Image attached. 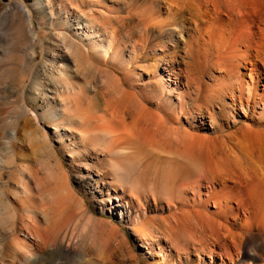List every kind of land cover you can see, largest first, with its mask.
Masks as SVG:
<instances>
[{
    "label": "rangeland",
    "instance_id": "1",
    "mask_svg": "<svg viewBox=\"0 0 264 264\" xmlns=\"http://www.w3.org/2000/svg\"><path fill=\"white\" fill-rule=\"evenodd\" d=\"M94 1H84L83 4H79L78 10L85 11L87 9V12H85L91 13L89 10L91 11L93 8L92 13L100 19L103 17L100 13H103L104 17L102 21L99 20V23H104L105 16L110 18L112 27L109 34H111V38L122 41L128 49L131 45L135 46L137 59L132 63L134 73H128L121 69L120 67H124L125 64L116 59L108 61V57L95 56V54L91 56L72 51L70 61L78 67L79 72L77 75H75V72L72 73L73 75L69 78L73 80L74 84L83 87L80 94L72 95L74 97L69 96L72 104L68 106L67 110L59 107V101L53 104L50 100H46L44 96L47 91L43 89V86L36 85L32 89H26L23 86L12 85L11 77L7 76L6 80L9 79L12 83L6 82L5 79V82H3L2 79L0 89L3 86L4 89L0 90V128L2 127L0 129V204L3 205L10 201L15 203L16 206L12 212L7 213L6 211L3 215H0V264H169L168 257H165L163 262V258L153 256L159 251L156 246L157 243H161L160 246L166 249L165 256L168 255L173 258L171 254L175 257L178 253L179 255L187 253L190 255V263L188 264H198L196 257H193V251L198 250L206 256L210 249L208 244H211L212 240H210L208 229L204 226L206 224H199L200 220H196L198 217L194 216L195 213L192 214V211L200 208V211L210 215L213 209L210 205L199 207L197 200L195 205H191L192 188L194 189L200 183L199 174L196 173L200 172L199 168L207 156L213 159L221 152L220 143H217L216 139L219 141L221 134V138H223L227 132L228 134L235 132L241 122L223 132H204L195 127L192 119H189L196 116L195 113L199 111L197 110L198 103L194 102V104L186 95L187 109L181 110L175 103L176 93L171 92L172 87L169 88L170 92L163 91L159 93L157 91L155 83L158 80L157 71L154 68L151 69L148 65L152 62L153 55L157 56L155 54H158L157 52L154 53L158 43V39L155 37L157 26L151 28V24L149 25L147 21L149 18H153L154 22L158 23L166 19L165 14L156 11L157 8H162L161 0H120L119 2L113 0L116 5H113L109 12H106L104 8L106 6L111 7L109 1ZM60 2L61 0H52L54 8H56L55 4ZM62 2L64 3V1ZM117 14L123 17L122 23L116 24L115 17ZM57 15L56 8L54 16L57 17ZM137 16L138 18H136ZM38 18H35L36 21L33 20V25L38 23V26L37 24L35 26L39 27V31L34 27L38 32H36L38 39L36 44L40 46L38 45V48L36 45L32 48L23 47L21 50L12 49L2 57L4 60L12 59L14 66H16L15 63L17 64V72L20 70L18 73L23 79L27 76L29 78L32 75L34 76L38 66L42 61L44 62L43 58L46 57L45 52L47 49H53L56 53L62 48L59 47L60 44L63 46L70 45V38L58 32L57 25L50 26L42 17ZM143 21L145 24H143ZM168 22H170L168 19L165 20V23ZM41 28L45 29V32ZM91 30L94 33L99 31L98 35L102 34L99 25H94ZM3 32L5 34L0 33V49L6 50L9 34ZM33 52H35V56H31ZM168 52L170 53L167 57L175 59V52L171 48ZM20 62H23V64ZM185 62L189 66V72L182 71L181 75L188 77V74L194 73L199 76L200 70L198 71L193 64L190 55L187 56ZM92 63L95 65L93 66ZM52 76L57 78V75L53 73ZM29 78L24 81H28ZM165 78L166 75L164 80ZM61 79L63 80L64 77L58 80L61 81ZM43 80L45 79H40L41 84L44 82ZM137 105L144 109L137 107ZM102 106L106 108L103 109ZM130 107L132 110L129 109ZM135 107L142 110V116L144 117L142 120H148L147 122L151 120L154 126H157V122L159 123L161 129L157 126L155 134L158 133L151 138L156 141L153 140L155 142L153 145L156 146L152 145L153 142H149V138V141L146 142L145 140V142L148 145L151 143L153 148L150 145V149L152 148L153 151L147 145L144 146L146 151L144 149H142L143 151H137L136 144V146L133 143L123 144L124 146L121 144L122 147L120 146L118 150L120 148H126V150L121 149L120 152V150L115 149L116 154L119 156L114 157L113 152L108 151L113 147L110 146V141H108L111 140L109 139L111 136L106 134L102 128H99V125L100 127L101 124L108 126L109 122L115 125L119 119L129 124L132 119L129 117L130 114H127V110L137 112L139 109L135 110ZM43 108L48 111L57 109L62 117L56 119V121L44 123L39 120L37 113V110ZM77 108L80 110H77ZM200 110L204 109L201 107ZM91 113L93 115L90 116ZM80 114L81 116L85 114L86 120L83 116L82 118L79 117ZM94 114H97L95 120ZM55 123L57 124L56 128L50 127ZM12 130L16 132L14 138H10L9 135ZM78 132L82 134L79 135ZM184 143L186 145L189 143L188 147L191 146L190 151L182 150L181 145L184 146ZM129 145H133L134 148ZM154 149L157 151H154ZM162 150L166 153H163ZM134 153L142 154L138 157L137 163L134 159L136 156ZM114 158L116 159L114 160ZM119 158L120 161H117ZM129 160L130 162L134 161L129 163ZM191 163L192 165H189ZM118 167L122 170L119 171ZM95 171L106 172L108 176L103 175L104 179L109 180V178H112L114 184L109 186L108 193L99 191L102 185L100 182H96L97 177L93 175ZM187 177L189 178L188 181H186ZM191 178L195 179H193L194 182ZM192 182L193 184L196 183L194 187ZM167 184L169 185L167 186ZM15 186L16 189H14ZM163 189H168L166 195L170 193L173 198L167 196V198H170L166 199ZM160 191L161 193H159ZM151 193L157 200L156 204H161L159 208H156ZM116 195H124L127 200L132 201L128 211L122 208V215L119 213L120 207H117L118 202L113 199ZM201 198L203 200V196ZM163 200H168L169 203ZM165 203L169 204L171 209H168ZM1 207L7 210L5 205ZM175 207H178V209ZM183 207L189 212V216L187 211H183L185 210ZM182 213L183 217H181ZM179 215H181L179 218L181 220L177 218ZM13 216L15 217L12 218ZM142 219L144 220L141 221ZM137 222L139 223L137 224ZM12 223H14V226ZM177 223L178 225H176ZM139 226L144 227V229L143 231L139 230L138 236H135L131 228L134 229ZM203 226L205 233L202 232L203 228L201 227ZM181 229H183L182 233ZM27 232L29 236L25 237L24 235H27ZM142 233L148 235L145 237L151 244L153 251H147L148 246L145 244H143L145 249L140 247L142 240L139 235L142 237ZM251 233L252 235L259 234L257 231ZM149 234L152 238H149ZM14 235H17L18 240L25 239V241L23 240L25 243L21 241L19 243L18 240L16 242ZM199 236L201 238H198ZM18 243L19 246H17ZM182 249L184 250L182 251ZM206 264L208 263L206 262Z\"/></svg>",
    "mask_w": 264,
    "mask_h": 264
},
{
    "label": "bare ground",
    "instance_id": "2",
    "mask_svg": "<svg viewBox=\"0 0 264 264\" xmlns=\"http://www.w3.org/2000/svg\"><path fill=\"white\" fill-rule=\"evenodd\" d=\"M62 1H64V3ZM84 1H90V0H61L60 3L55 4L58 11V15L57 17H55L54 10H56V8H54V3H52V0H0V33L2 32L3 34H5L3 32L5 31L9 34L8 35L9 42L7 41L8 43L6 45L8 46V48L6 50L0 49V71H1L0 86L2 79L3 82H5L4 79L6 80L8 77H11L13 81L12 85H17V87L23 86V88L32 89L36 87V85L43 86L44 87L43 89L47 91L44 96L46 100H50L53 104L56 103V101H59V107L67 110L68 106L69 105L71 106L72 104V100L69 98V96L71 95V97H74L77 95L76 93L80 94L82 92V87H83V86L82 87L78 86V84L77 85L74 84L73 80L69 78L70 76L73 75L72 73L75 72V75H77L79 72L78 67L74 65L72 61H70L71 60L70 56L72 54V51L73 52L75 51L77 53H85L87 55L89 54L91 56L92 55L94 56L95 54V56H100L104 58L108 57V61L116 59L127 65V66L124 65V67L121 66L120 67L121 69H124V71L128 73H134V68H132V63L137 59L135 46L131 45L130 49H128V47L124 45L122 41L115 40L113 37L111 38V34H109L110 33L109 30L112 27L110 18L105 16L104 19L106 20L103 19L104 23L102 24L99 23V20L102 21V18L104 17L103 13H100L101 16H103L100 19L99 17L95 16L96 14L94 15V13H92L93 8L92 9L90 8L91 11L89 10V12L91 13H86L87 9L85 10L86 12L83 10H78L79 4L80 5L83 4ZM107 1L111 3L110 4L111 7H107V6L106 7L103 6V7L106 9V12H109L110 8H112L113 5H116V2H114L113 0H107ZM119 1L120 0H118V2ZM161 1H162V8L159 6L160 8L159 9L157 8L156 11L161 12V14H165L166 16L165 20L168 19L170 22L165 23V20H163L160 22L157 21L158 23H156L154 22L153 18L151 19L149 18V20L147 21L149 22V25L151 24L150 26L151 28L157 26L155 30L156 33L155 37L158 39L157 40L158 43L156 44V50L154 51V53L157 52L158 54H155L157 56L153 55L154 58L152 62L148 64L151 69L154 68L157 71L158 80L157 82H155L156 87L158 89L157 91L159 93H162L163 91H169V88L172 87L173 89L171 90V92L176 93L175 103L181 110L185 109L187 106V101H186L187 96L189 97V100H191V102L193 101V103L194 102L198 103L197 110L199 111L195 113L196 116L189 119H192L193 121L192 123L194 124L195 127H198L204 132H208V131L214 133L217 131L223 132L225 130H228L230 127L235 126L239 122H241V125H239L235 129L236 130L235 132L230 134H228L227 132L226 135L224 134V137L222 136L223 138H221L222 135L221 134L219 137L221 141L220 139L219 141L216 139V142L220 143L219 145L221 152L218 155H216L215 158L213 159L207 156V158L204 160L201 167L199 168L200 172L196 173L195 170V173L199 174L198 177L200 183L197 185V187H195L196 189L192 188L193 193L191 189H190L191 191L189 190L192 193L191 194L192 198L190 200L191 205H195L197 200L199 207L200 206L208 207L210 205L213 211L211 212L210 215H207L208 213L206 214L205 212L203 213L202 211H200V208L199 210L198 208H196L195 210L192 211L193 212L192 214L195 213L194 216L198 217L196 218V220L197 219L198 221L200 220L199 224L202 225L203 223L206 224L204 226H206V228L208 229L210 233V234L208 233L210 235V240H212V243L208 244L210 245L209 247L210 249L206 256L201 254L200 251L194 250L193 257H196L198 264H204V263L206 264V262L208 264H264V0H161ZM117 15L115 17L116 24L122 23L123 17H121V15L118 16ZM140 15L142 16V14ZM34 17L36 19L38 17H42L46 21V23L49 24L50 26L57 25L59 29L58 32H60L61 34H65L70 38V42H69L70 45L63 46L62 44H60L59 47L62 48L58 50V52L56 53L54 52L53 49L50 50L47 49V51L45 52L46 57L43 58L44 62L42 61L40 65L38 64L39 66L37 65L38 68L36 67L37 69L36 72H34L35 73L34 76L32 75L30 78L29 76H27L29 80L24 81L27 78L23 79V77L18 73L20 70L17 72V67H18L17 64L15 63L16 66H14L12 59L4 60L2 57H4L3 55L5 53L10 52L12 49L21 50V48L23 47L32 48L34 47V45H36L38 48L39 44L38 45L36 44L38 40L36 34L37 31L35 29L36 28L38 29L39 27H37L38 23H36L37 26H35L36 24L33 25V20L36 21ZM136 18H138V16ZM38 19L40 20V18ZM143 24H145V22ZM94 25L100 26V32L102 33L101 35H98L99 31L97 33L92 32L91 29H93ZM8 36L6 35L7 40H8ZM170 48L175 52L174 54L176 56L175 59L167 57L168 53H170L168 52ZM188 55L191 56L193 64L197 67L198 71L200 70L199 76H196L194 73L188 74L189 75L188 77L187 76L183 77L181 75L182 71L189 72V66L185 62V59L187 58ZM31 56H35V52H33ZM23 62L20 63L23 64ZM93 63L92 65L94 66L95 64ZM33 67L35 68V66ZM52 73L57 75V78H54L52 76ZM59 75H61L62 77H60ZM165 75L166 78L164 80ZM63 77H64L63 80L62 79L61 81L58 80L59 78H63ZM42 78L45 80H43L44 82L41 84L40 79L42 80ZM8 80H6V82H11L10 80L9 81ZM92 88L94 89V87ZM2 89H4V86ZM107 105L109 104L107 103ZM96 106L98 107V105ZM138 106L139 108H142L140 105H137V107ZM137 107H135V110L139 109ZM201 107L204 110H200ZM102 108L105 109L106 107L102 106ZM129 109L132 110L131 107ZM77 110L80 109L77 108ZM127 112H128L127 114H130L129 117L132 119L131 122H129V124L128 123L126 124L124 120L119 119V121L115 120L117 122L115 123V125L110 124V122L109 123L107 122L108 126L101 124L100 127L99 125V128H102L103 131L106 132V134L111 136L109 137V139L111 140L108 141H110V146L113 147L112 149H108V151L110 152L112 151L114 157L118 155L116 154L115 149L118 150V148L120 146L122 147L123 144L127 145L133 143L134 146L137 145V149H136L137 151H143L142 149H144V146L146 147V145L150 149V145L154 140V139L152 140L151 138L157 131V126L159 129H161L160 125H158L159 124L158 122H157V126H154L151 120H150L151 123L147 122L148 120L147 121L142 120L144 119V117L142 116L143 112L141 109H139L137 112L134 111L135 113L129 110H127ZM37 113L39 120L44 123L56 121V119L62 117V114L58 113L57 109L48 111L47 109L43 108L37 110ZM84 115L82 116L85 119ZM91 115L93 114L91 113L90 116ZM95 115L97 114H94V117ZM82 116L80 114L79 117L82 118ZM117 116L115 117L117 118ZM147 117L149 118V116ZM95 119L96 117L94 118V120ZM170 123L172 122L170 121ZM50 127L56 128L57 124L55 123L53 124V126ZM15 134H16L15 130H12L9 133L10 138H14ZM77 134L81 135L82 133L78 132ZM148 138L150 139V141ZM145 140L146 142L147 140L151 142L150 145L146 144ZM166 140L167 139L165 137V142ZM155 142H153L152 145ZM152 145H151L152 148L153 146H156V145L153 146ZM188 145L184 143V146H187L185 148L183 145H181L182 150L190 151L191 146L188 147ZM152 148L150 150L153 151ZM121 149L126 150V148H120L119 149L120 152ZM156 149H154V151ZM144 150L146 151V149ZM108 151L107 153H109ZM135 155L136 156L133 157L137 163L138 157L141 156L142 154L141 155L135 154ZM115 159L116 158H114V160ZM111 160H113V158H111ZM117 161H120V158ZM131 162L129 160V163ZM133 163L135 164V162ZM116 165L114 166L115 170H116ZM189 165H192V163ZM120 170L122 169L119 168V171ZM93 175L97 177L95 179L97 180L96 182H100V184L102 185V187L99 188V191L101 193H105V192L108 193L109 186L114 184L112 178H109V180L104 179L103 175L108 176V174L103 171H95ZM114 176L116 175L114 174ZM188 180L189 178L186 181ZM181 181L183 182V180ZM193 182L192 185L194 187L196 183L193 184ZM168 185L169 184H167V186ZM185 186H183V188H185ZM14 189H16V186ZM161 191L159 193H161ZM167 191L168 189L164 190L163 194L166 195ZM169 194L166 195V199L170 198V197L167 198V196L172 195ZM176 195L179 196V194L177 193ZM152 196H153L152 200L155 203L156 208L157 207L159 208L161 204L160 203L156 204L157 200L154 198V195H152L151 193V198ZM202 196H203V200L201 198ZM171 198H173V196H171ZM113 199L118 202L117 207H120L121 210L119 213L121 215H122L121 213L122 208L125 209V211H128L130 205L132 204V201L127 200L126 196L124 195H116L113 197ZM163 201L169 203L168 200H163ZM167 203H165L167 208L171 209V206H169V204ZM172 203L171 205L174 204ZM0 205L1 206L5 205L7 209L5 210L0 206V215H3L6 211L7 213L12 212L13 209L15 210L14 207L16 206L15 203H12L10 201H7L5 204L3 205L0 204ZM181 205H182V201H181ZM175 208L178 209V207ZM183 208L181 209L183 210ZM183 211L185 212L187 210L185 209ZM179 213L181 214V212ZM180 216L181 215H179V217L177 218L179 219ZM188 216H189V212H188ZM14 217L15 216H13L12 218ZM181 217H183V213ZM143 220L144 219H142L141 221ZM14 223H12L13 226ZM138 223L139 222H137V224ZM189 223H187V225H189ZM141 224L143 223L141 222ZM145 224L147 225V223ZM170 224L169 226H171ZM176 225H178V223ZM181 225L179 226L182 228ZM140 226L137 228L135 227L134 229L131 228L133 230L132 232L135 233L134 234L135 236H138L137 233H139V230L143 231L144 227H140ZM204 226L201 227L203 228L202 232H204ZM195 227L197 228L196 222H195ZM183 229H181L182 230L181 233L183 232ZM252 231H257L259 234L252 235L251 233ZM26 234L27 235H24L25 237L29 236L28 232ZM164 234L167 235L168 233H164ZM145 236L146 234L145 235L143 234L142 237L139 235L140 239L142 240L141 242L142 245L140 244V247L142 248L143 244H145L148 246L147 251L152 250L151 244L146 239L148 235L146 237ZM181 236L183 235L181 234ZM14 237H15L14 239H16L15 241L16 242L19 241L20 243L21 240H18L17 235H14ZM149 238L152 237L150 236ZM198 238L201 237L199 236ZM23 240L25 241V239H22L21 241L22 243L24 242ZM198 241L200 242V239ZM19 243L17 246H19ZM160 244L161 243L156 244L159 251L153 256L163 258L162 260L163 262H164V258L168 257L170 261L169 264L190 263L189 261L190 255H188L187 253L186 254L183 253V255H179L178 253L175 257L174 255L171 254L173 258H170V256L168 255L165 256L166 249L162 248ZM202 246L201 248H203ZM143 249H145V247H143ZM183 250L184 249H182V251Z\"/></svg>",
    "mask_w": 264,
    "mask_h": 264
}]
</instances>
